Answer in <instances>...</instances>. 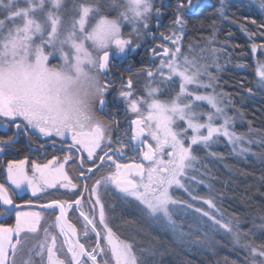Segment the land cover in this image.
<instances>
[{"label": "snow or ice", "instance_id": "1", "mask_svg": "<svg viewBox=\"0 0 264 264\" xmlns=\"http://www.w3.org/2000/svg\"><path fill=\"white\" fill-rule=\"evenodd\" d=\"M188 2L191 5V0ZM24 3L26 6L20 7V0H0V118L6 122L0 126L15 128V132L7 140H0V144H13L18 135H27L30 130L45 138H66L70 135L71 148L87 153L86 158L81 157L83 176L85 159L93 163L98 159L103 163L105 160L112 161V155H123L120 148L111 147L113 141L108 134L109 126L96 117V111L103 110L108 103L111 86V81H101V74L109 72L113 60L132 44V40L122 33L124 23L131 25L132 32L137 36L141 26L148 28L153 12L152 0H70L71 9L68 8L69 0H24ZM105 3L108 8L121 9L115 18L102 10ZM184 7L183 0H177L178 13ZM218 11L223 15L222 8ZM156 15H160L159 9H156ZM174 23L179 26L181 35L175 31L168 36L161 34L162 39L169 41L172 47L161 44L152 50L153 56L162 58L155 72L151 69L146 71L144 94L134 93L131 77L119 92L127 109L136 117L130 121L134 127L128 142H137L132 150L140 152L148 166L113 161L115 171L96 180L91 189L95 192L98 186L114 184L125 198L131 197L138 202L146 217L163 223L173 231L177 228L173 215L178 201L173 198L171 189H183L191 201L202 200L209 209L216 207L213 199L201 197L191 188V181L195 180L192 172L197 160L196 148L201 145L208 147L219 136L227 137L234 145L243 139L229 131L231 118L222 107V94L214 91L199 94L190 89L191 85L213 88L215 77L209 67L219 69V66L215 61L201 65L183 53L181 43L185 21L177 14ZM191 47L189 45V50ZM252 50L256 51V45ZM215 51L211 49V52ZM57 57L60 63L52 64L51 61ZM258 74L261 83H264V66L260 67ZM203 75L208 77V83L200 79ZM161 84L174 95L162 99L164 88ZM198 102H207L214 111L202 112ZM220 118L223 123L217 126L214 121ZM116 142L121 143L119 137ZM2 151L3 148H0ZM71 158L65 157L63 163L54 160L43 166L34 164V171L39 172L38 179L28 175L25 161L9 163L7 178L17 189L27 185L33 196L45 188H56L58 185L75 188L76 185L64 171V164ZM92 171V168L88 169L89 173ZM74 203L75 208L60 200L42 206L59 210L56 226L64 236L63 244L68 245L67 253L71 254L68 264H112L113 261L114 264H139L134 242L121 239L113 231L99 198L92 202L99 205L98 221L94 207L91 218L80 212L85 221L84 235H88V225L96 234L95 246L89 250L78 239L73 240L72 237L77 235L76 228L68 225L65 231L64 225L67 224V210H77L81 200L77 199ZM0 204L13 205L4 184H0ZM185 204L187 208H193V203ZM195 212L208 217L214 226L231 234L235 244L248 252L250 260L245 264H264V244L241 245L238 221L224 220L223 214L217 219L201 207H196ZM40 219L39 212L17 211L14 226L0 225V264H9L10 252L15 257L17 246L21 243V232L36 233ZM44 232V241L30 252L40 257L41 264H44L45 252L47 264H65L57 256V237H49L47 228ZM12 264H15L14 259ZM23 264H34L32 256L29 255Z\"/></svg>", "mask_w": 264, "mask_h": 264}, {"label": "rangeland", "instance_id": "2", "mask_svg": "<svg viewBox=\"0 0 264 264\" xmlns=\"http://www.w3.org/2000/svg\"><path fill=\"white\" fill-rule=\"evenodd\" d=\"M162 2L163 0H152L153 12L148 21L149 26L147 29H143L141 26L139 36L132 32L131 25L124 23L122 26L124 37L132 40V44L143 41L144 33L149 29L156 9L160 8ZM199 2L200 5L213 6L217 21H227L225 13L229 6L235 3H245L248 6H254L257 10H260V7L264 5V0H199ZM200 5L194 7L195 11L199 10ZM25 6L24 0H20V7ZM68 8L71 9L70 0ZM221 8L223 15L218 11ZM102 10L108 16L115 18L121 9L118 7L108 8L105 3ZM220 28L218 26L208 28V34L199 38L200 40L188 39L185 42L182 39L183 53L196 59L197 63L201 65L215 61V64L219 66V69L215 66L209 67V71L215 77L213 88H196L195 85L189 87L195 89L199 94H210L213 91L216 94H222L224 100L222 107L225 108V114L231 118L229 131L237 136H242L243 139L234 145L229 142L227 137L219 136L214 138L208 147L201 145L196 148L197 160L194 162V171L192 172L195 180L191 181V188L201 197L213 199L216 207L209 209L202 200L191 201L183 189H171L173 198L178 201L173 215L177 226L175 231L163 223H157L146 217L141 211V206L133 198L121 197V203L128 206V211L137 217H130L128 223L124 220L120 222L119 219L113 226L121 234L119 235L121 239L134 242V250L139 258V264H245V261L250 260L248 252L240 245L235 244L231 234L214 226L213 221L208 217L196 213V207L209 211L217 219L223 214L224 220L238 221L241 245L244 243H252L256 246L264 244V227H262L264 225V203L258 199L262 183L261 179L254 180L251 175L253 169L258 170L259 160L264 154V133L252 127L243 116L242 111L234 104L233 95L226 93L221 87L222 83L219 77L224 72L226 64L222 52L225 51V47L217 40ZM173 29L177 35H181L176 28ZM189 45L192 46L191 50H189ZM253 45H256L255 52L252 50ZM166 46L172 47L171 43H167ZM211 49H215V53L211 52ZM201 54L203 58H201ZM161 58L160 56L155 60L154 68L151 69L154 72ZM247 60L252 62L256 88L264 91V83H261V77L258 74L260 67L264 66V44L253 42ZM51 63L58 65L60 60L57 57ZM103 74L107 76L108 72L101 74V81L106 82ZM200 79L204 83H208L206 75L201 76ZM158 81L159 77H157ZM160 86L164 88L162 99L174 95L167 91L166 86L162 84ZM198 103L202 112L214 111L207 102ZM204 118L202 117V119ZM214 123L219 126L223 123V119H217ZM189 135H191L190 130ZM241 149H245V151H241ZM185 202L193 203V208H187ZM257 259L261 258L257 257Z\"/></svg>", "mask_w": 264, "mask_h": 264}, {"label": "flooded vegetation", "instance_id": "3", "mask_svg": "<svg viewBox=\"0 0 264 264\" xmlns=\"http://www.w3.org/2000/svg\"><path fill=\"white\" fill-rule=\"evenodd\" d=\"M183 3L185 7L178 13L177 0H163L159 8L160 15L157 16L155 13L149 29L144 33L143 41L131 44L125 53L113 60L108 75L103 74L106 82L111 81V86L107 95L108 103L103 110L96 111V117L109 126L108 134L113 141L111 147L113 149L120 148L123 155H112L109 152V155H112V161L105 160L103 163L98 159L95 163L85 159L83 163L84 175L81 176V157L86 158L87 153L77 152L75 148H71L72 141L70 135L66 138L55 136L45 138L39 133L30 130L27 135H18L13 144H0V148H3V151L0 152V184H4L13 200L11 208L10 206L0 204V225L14 226L17 211L39 212L41 216L36 233L21 232L19 236L21 243L17 246L15 257L10 252L8 257L9 264H12L13 259L15 260V264H23L29 255L32 256L34 264H41L40 257L36 256L34 252H30V250L44 241L45 228L48 229L49 237L52 235L57 237L56 245L59 249L57 256L59 259L64 260L65 264H68L71 254L67 253L68 245L63 244L64 236L60 233V228L56 226V216L59 215V210L51 208L41 209L38 207L39 205L49 204L53 200L67 201L73 205V208L76 207L75 200H81L79 208L75 211L69 208L65 218L69 225L76 228L77 235L72 237V239H78L85 245L86 249L90 250L95 246L97 237L95 232L91 230V225H88V235H84L85 221L80 216V212L83 211L85 215L91 218L94 214L92 211L94 207L95 216L98 221L99 205L92 204L97 198L105 206L106 219L109 221L113 231L117 236L121 235L114 229L113 224L117 221L118 211L129 210V207L123 205L120 201L124 194L114 184L98 186L95 192H92L91 189L95 186L96 180L115 171L113 161L119 164L144 163L145 166H148V162L143 160L142 154L132 150L137 142L132 141L130 144L128 142L132 135L131 128L134 127L130 124V121L136 117L135 114L127 109V105L123 98L119 96V92L124 89L127 79L131 77L134 93L136 95H143L146 83L145 71L154 68L155 60L160 57L153 56L152 50L157 48L158 45L170 43L163 40L161 34L165 36L171 35L175 30L173 28L179 31V26L174 21L177 14H180L185 21L182 37L183 41L187 42L188 25L186 19L202 11L205 6H211L209 4L200 5L199 0H191V5H189L188 0H183ZM198 5H200L199 10L195 11L194 7ZM2 123L6 122L0 118V124ZM13 132H15L14 126L7 128L0 126V140H7ZM117 137L121 140L119 144L116 142ZM104 151H108V149L104 148ZM100 154L103 155V152ZM67 156H71L72 158L64 164V171L72 183L76 185L75 188L71 186L65 188L58 185L56 188H45L43 192H37L33 196L31 189L27 185L17 189L7 178L9 163L17 164L20 161H25L24 168L28 175L30 177L35 176L38 179L39 172L34 171V164L43 166L48 164L49 161L54 160H59L63 163ZM97 167L99 170H97ZM89 168L93 169L91 173L88 172ZM85 185H87V188H85ZM17 205L19 207H16ZM98 230L101 229L98 228ZM101 234L103 235L102 231ZM13 239L15 241L16 237L14 236ZM50 242L49 239V244ZM98 259L100 258L98 257ZM44 264H47L46 252ZM112 264H114V261Z\"/></svg>", "mask_w": 264, "mask_h": 264}, {"label": "trees", "instance_id": "4", "mask_svg": "<svg viewBox=\"0 0 264 264\" xmlns=\"http://www.w3.org/2000/svg\"><path fill=\"white\" fill-rule=\"evenodd\" d=\"M210 7L205 6L202 11L186 19V40H198L208 34V28L221 27L217 40L225 47L222 52L226 64L219 77L221 87L233 95L234 104L252 127L264 133V91L256 88L252 62L247 60L253 42L264 44V5L257 10L245 3H235L225 13L227 21H217L215 10L213 6ZM251 175L254 180L261 179L258 199L264 203V154L259 160L258 170L253 169ZM117 215V222L120 219V222L124 220L126 223L130 217H137L127 210H120Z\"/></svg>", "mask_w": 264, "mask_h": 264}, {"label": "water", "instance_id": "5", "mask_svg": "<svg viewBox=\"0 0 264 264\" xmlns=\"http://www.w3.org/2000/svg\"><path fill=\"white\" fill-rule=\"evenodd\" d=\"M42 206H43V205H39L38 207L41 208V209H46V208H44V207H42ZM11 207H12V206H10V208H11ZM0 218H1V217H0ZM65 219H66V218H65ZM66 221H67V220H66ZM61 223H63V221H62ZM68 225H69L68 222H67V224L64 225V227L66 228V229H65L66 231L68 230V227H67Z\"/></svg>", "mask_w": 264, "mask_h": 264}]
</instances>
